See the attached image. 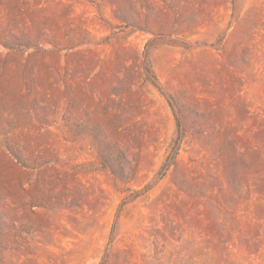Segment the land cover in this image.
Listing matches in <instances>:
<instances>
[{"label": "rangeland", "instance_id": "obj_1", "mask_svg": "<svg viewBox=\"0 0 264 264\" xmlns=\"http://www.w3.org/2000/svg\"><path fill=\"white\" fill-rule=\"evenodd\" d=\"M0 264H264V0H0Z\"/></svg>", "mask_w": 264, "mask_h": 264}]
</instances>
